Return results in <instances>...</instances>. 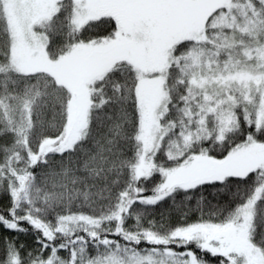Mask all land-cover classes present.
<instances>
[{
    "label": "snow or ice",
    "instance_id": "1",
    "mask_svg": "<svg viewBox=\"0 0 264 264\" xmlns=\"http://www.w3.org/2000/svg\"><path fill=\"white\" fill-rule=\"evenodd\" d=\"M0 196V264H264V0H0Z\"/></svg>",
    "mask_w": 264,
    "mask_h": 264
},
{
    "label": "trees",
    "instance_id": "2",
    "mask_svg": "<svg viewBox=\"0 0 264 264\" xmlns=\"http://www.w3.org/2000/svg\"><path fill=\"white\" fill-rule=\"evenodd\" d=\"M7 207H8V198L6 196H0V210L6 209ZM21 240L25 243H28V244L34 243L32 237L30 235L29 236H21Z\"/></svg>",
    "mask_w": 264,
    "mask_h": 264
}]
</instances>
